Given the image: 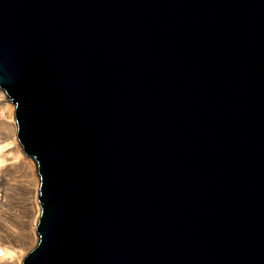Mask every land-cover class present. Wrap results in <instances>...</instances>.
Returning a JSON list of instances; mask_svg holds the SVG:
<instances>
[{
  "label": "water",
  "instance_id": "1",
  "mask_svg": "<svg viewBox=\"0 0 264 264\" xmlns=\"http://www.w3.org/2000/svg\"><path fill=\"white\" fill-rule=\"evenodd\" d=\"M0 88L23 264H264V0H0Z\"/></svg>",
  "mask_w": 264,
  "mask_h": 264
},
{
  "label": "bare ground",
  "instance_id": "2",
  "mask_svg": "<svg viewBox=\"0 0 264 264\" xmlns=\"http://www.w3.org/2000/svg\"><path fill=\"white\" fill-rule=\"evenodd\" d=\"M17 130L15 104L0 88V264H23L39 240L40 175Z\"/></svg>",
  "mask_w": 264,
  "mask_h": 264
},
{
  "label": "rangeland",
  "instance_id": "3",
  "mask_svg": "<svg viewBox=\"0 0 264 264\" xmlns=\"http://www.w3.org/2000/svg\"><path fill=\"white\" fill-rule=\"evenodd\" d=\"M40 212H41V211H40ZM35 245H36V244H35ZM35 245H34V246H35ZM34 246H33V247H34ZM33 247H32V248H33Z\"/></svg>",
  "mask_w": 264,
  "mask_h": 264
}]
</instances>
